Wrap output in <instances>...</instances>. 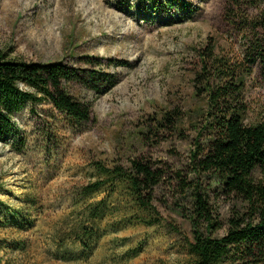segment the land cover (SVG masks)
Here are the masks:
<instances>
[{
  "label": "rangeland",
  "instance_id": "obj_1",
  "mask_svg": "<svg viewBox=\"0 0 264 264\" xmlns=\"http://www.w3.org/2000/svg\"><path fill=\"white\" fill-rule=\"evenodd\" d=\"M184 1L189 13L175 5L145 16L136 0H0V59L60 62L81 76L96 68L115 80L103 95L80 84L68 86L92 106L89 124L71 121L48 100L28 103L14 115L17 132L0 140V264L188 259L192 233L182 209L187 212L190 203L179 193L177 175L191 172L195 135L186 130L181 136L169 131L156 136L152 119L163 109L201 107L192 86L200 52L212 43L216 54L243 59L248 38L260 32L252 28L264 22V0ZM260 70L256 66L245 77L253 121L264 109ZM139 159L166 174L154 202L162 225H120L109 218L101 225L103 237L83 248L74 229L84 205L108 197L112 209L127 203L118 193L111 195L109 185L83 195L87 186L105 179L98 166L126 168ZM212 203L225 223L229 205L223 199Z\"/></svg>",
  "mask_w": 264,
  "mask_h": 264
},
{
  "label": "trees",
  "instance_id": "obj_2",
  "mask_svg": "<svg viewBox=\"0 0 264 264\" xmlns=\"http://www.w3.org/2000/svg\"><path fill=\"white\" fill-rule=\"evenodd\" d=\"M136 1L145 16L165 12L175 5L190 12L184 0ZM252 29L260 32L248 38L241 60L216 54L212 43L200 52L192 86L194 99L201 107L163 109L152 119L156 136L162 131L181 136L186 130L195 135L191 143V172L185 178L177 175L179 193L190 203L187 212L182 209L192 233L188 259L183 264H264V109L255 114L253 121L254 112L245 99V77L251 76L256 66H260L264 81V22ZM83 73L81 76L60 62L42 64L2 57L0 140L17 132L13 117L28 103L48 100L71 121L91 123L92 106L71 94L68 86L80 84L103 95L114 87L115 80L96 68ZM152 130L148 133L153 135ZM98 168L105 179L87 186L83 195L90 196L109 185L111 195L118 193L127 203L124 208L112 209L108 197L84 205L82 218L74 229L83 248L90 249L103 237L101 225L109 218L118 220L120 225H162L154 202L156 189L166 180L165 172L141 159L132 160L126 168ZM213 199H223L229 205L225 223L214 208ZM221 230L226 231L222 236Z\"/></svg>",
  "mask_w": 264,
  "mask_h": 264
}]
</instances>
